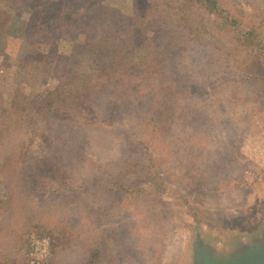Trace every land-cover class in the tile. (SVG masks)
<instances>
[{
  "label": "trees",
  "instance_id": "obj_1",
  "mask_svg": "<svg viewBox=\"0 0 264 264\" xmlns=\"http://www.w3.org/2000/svg\"><path fill=\"white\" fill-rule=\"evenodd\" d=\"M83 2L90 10L95 6L106 13L60 9L52 13V25L37 5L31 18L38 31L37 39H29L46 38L53 45L65 34L71 43L67 53L52 47L48 53L55 56L53 61L47 58L58 74L52 76V87H36L33 95H6L1 89L8 83L24 79L22 83L30 85L35 72L46 73L39 64L43 54H29L14 65L0 38V71L10 72L0 79V185L14 192L8 199L0 188V226L11 237L9 248L2 242L8 236L0 238V264H27L22 242L14 238L18 231L10 225L18 210L19 218L37 217L43 227L44 220L56 217L48 233L56 240L47 264L131 260L124 255L133 232H139L137 221L151 217L150 235L158 236L163 181L208 197L225 194L219 183L235 172L243 157V137L264 128V0L251 1L260 7L246 3L250 10L243 13L237 11L241 0H168L149 6L139 17L105 2ZM71 4L77 5L76 0ZM162 5L169 6L166 12L169 21L178 24L180 40L173 37L158 44L149 35V23ZM192 8H201L203 17L210 15L205 32L190 19ZM40 124L44 139L59 128L70 132V141L52 144L38 155L30 145ZM102 134V143L112 138L110 145L116 144L122 160L116 163L109 154L113 162L104 171L98 157L80 146V139L97 146ZM56 151L61 154L58 164L51 165ZM166 160L171 169L167 174L159 169ZM86 162L95 167L84 172ZM142 170L146 177L138 179L144 182L134 181L131 176ZM82 172L88 174L85 179ZM29 177L37 191L24 193L19 182ZM152 180L158 190L149 187ZM140 200L150 201L152 211L126 212ZM136 237L146 247V239ZM142 256L156 261L154 254Z\"/></svg>",
  "mask_w": 264,
  "mask_h": 264
},
{
  "label": "rangeland",
  "instance_id": "obj_2",
  "mask_svg": "<svg viewBox=\"0 0 264 264\" xmlns=\"http://www.w3.org/2000/svg\"><path fill=\"white\" fill-rule=\"evenodd\" d=\"M164 1L168 0H97L98 3L100 2L103 4L102 2H105L108 6H113L131 15L135 14L138 17L146 13L149 6L151 9L153 4ZM227 1L230 3L234 0ZM241 1V7L243 9L239 8L237 11H241L242 13V10H250L249 4L260 7L259 3L251 2L253 0ZM45 2H49V4ZM76 2L77 5H72L71 0H0V38L4 49H6L7 54L10 56V61L14 65H19L28 59L29 54L35 52L43 54L44 57L40 59L41 63L36 61V64L39 63L43 65L40 69H43L44 73H46L42 75L35 72L33 75L34 81L31 82L36 83L34 85H31V83L30 85L23 84L22 82L25 81L24 79L16 83H8L6 87L1 89L6 95H33L36 87L53 86L55 80L52 76L58 74L57 72L54 74V63L47 58L50 55V59L53 61L55 60V56L48 53L51 47L57 49V53H67L71 43L65 39V34L59 36L53 45H50V40L46 38L42 40L29 39L31 36L37 39L34 35H36L35 33L38 31V29L35 30L37 26L36 23L32 22L31 18L36 16L37 5L41 9L40 11L47 15L44 21L52 25H55V22L52 21V13L58 12L60 9L64 10L67 8L68 12H89L90 14L97 13L99 15L106 13L102 8L95 6L92 10L86 8L83 0H76ZM168 7L169 6L162 5L159 9H156L155 16L148 26L149 35L158 44H167L169 38L173 37H178V40L181 39V36L178 35L175 30L178 28V24L169 21V13L166 12ZM192 9L193 15L190 19L192 22L196 21V26L202 25L200 31L205 32L206 25L210 23V15L207 14L203 17L201 15V8ZM258 16L260 17L258 19H261L262 16L260 14ZM36 18L39 17L37 16ZM197 33H199V31ZM39 35L41 36V34ZM79 38H82V36ZM9 73V71L7 72V70L2 69L0 71V79L2 80L3 75ZM1 86H4V81H2V83L0 81V87ZM261 88L263 89L260 98L264 108V85H262ZM125 114L127 115L128 113ZM42 127L44 126L40 124V128L37 132L38 137H35V141L30 145L38 155L52 144L60 146L71 139L69 131H61L59 128L52 129L48 135V139H44L39 136L44 129ZM103 138L104 135L102 134L98 141L95 139L98 143L97 146L95 145L96 142L86 146L84 143H81L82 139H80V146L84 147L86 154L90 157H98V162L102 171L113 162L112 159L108 161L107 156L109 154H112L113 158H116V163H121L122 161L119 157L121 154H118L116 149V144H113L114 146L110 145V140L112 138L106 139L104 143H102ZM15 143L17 145V140ZM241 152L243 157L235 164V172L227 177L224 176V181L219 183L220 188H224L225 194L208 197L194 192L175 181H163L165 188L163 187L161 191L165 195L163 198H160L161 201L157 207V210L159 208L157 217L161 215L160 218L162 219L160 229L157 232L158 236L151 237L150 235V231L153 229V220L151 217H148L145 219L146 221L140 223L137 221V225H134L137 226L139 230L138 233L136 232V236L138 234L141 236L140 239H146L144 243L147 245L145 244L146 247H141L143 245L140 246L136 242L138 237H136L134 235L135 232H133V237L131 239L132 243L130 244L129 242V251L124 255V257L131 260H125L126 262L124 261L121 264H156V261H158V264H186L187 251L185 250V246L197 235V233L213 240L214 238L217 239V237L219 238V236H222L223 233H229V235H231L232 231L236 229H241L246 232L247 229H245L244 226L249 224L253 215L258 212H264V128L257 133L246 134L245 137H243ZM60 155L59 151L55 152V159L52 158L54 161L51 162V165H54V163H56L55 165L58 164ZM167 165V160L162 162L159 167V169H161L160 171H164L165 174L169 173L171 169H167ZM94 167L95 166L90 165L89 162H86L82 166L84 172ZM133 167L134 166H132V168ZM84 172L80 174V177H83V179L88 175ZM101 173L104 175L103 172ZM146 174V171L142 170L135 173L131 178H133L134 181L138 180L144 182L138 178L142 175L146 177ZM169 177H171V175ZM5 178L11 179V177L8 176H5ZM19 183L23 187L24 193L37 191L36 181L32 177ZM147 183L150 188L156 189L153 180ZM160 183L162 182L160 181ZM0 188L3 193L8 192V199L14 196V192L11 189L8 190L2 185H0ZM149 204L150 201L140 200L137 204H132L126 212H133V210L138 211V214L145 211L151 212L152 210L149 208L151 205L149 206ZM155 211L154 209V212ZM18 212L20 213L18 210L16 216L10 221V225L15 227L16 231H18L19 235L14 238L22 242L23 251L21 252L27 253L25 256L26 263L47 264L51 261L52 241L53 239L56 240L51 237L52 235L49 236L48 233L53 225H56V217L54 215L50 217L47 216L49 220H44L47 224L43 227V223L36 220L38 219L37 217L35 220L31 218L22 219L19 218ZM157 217L155 219H157ZM36 225L42 226V228ZM155 227L158 228L156 225ZM6 230L7 228H1L0 226V238L8 236ZM118 233H121V231L118 230ZM246 233L247 235L250 234L249 231ZM9 238L11 239V237L8 236L6 239L2 240V242L6 244V248L10 247ZM186 238H188V242ZM142 253H147L148 255L154 254L156 261L153 260V257L149 259L150 256L149 258L147 257L148 259L146 260L143 259Z\"/></svg>",
  "mask_w": 264,
  "mask_h": 264
},
{
  "label": "water",
  "instance_id": "obj_3",
  "mask_svg": "<svg viewBox=\"0 0 264 264\" xmlns=\"http://www.w3.org/2000/svg\"><path fill=\"white\" fill-rule=\"evenodd\" d=\"M243 224V223H242ZM244 230L210 240L197 233L185 246L186 264H264V212L254 214Z\"/></svg>",
  "mask_w": 264,
  "mask_h": 264
}]
</instances>
